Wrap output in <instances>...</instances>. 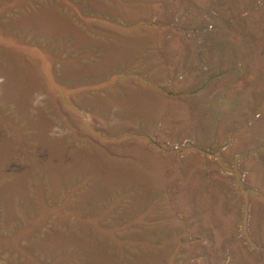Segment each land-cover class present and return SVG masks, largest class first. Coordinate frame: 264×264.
<instances>
[{
    "label": "rangeland",
    "instance_id": "374dc122",
    "mask_svg": "<svg viewBox=\"0 0 264 264\" xmlns=\"http://www.w3.org/2000/svg\"><path fill=\"white\" fill-rule=\"evenodd\" d=\"M6 180L0 264H264V0H0Z\"/></svg>",
    "mask_w": 264,
    "mask_h": 264
},
{
    "label": "trees",
    "instance_id": "16d2710c",
    "mask_svg": "<svg viewBox=\"0 0 264 264\" xmlns=\"http://www.w3.org/2000/svg\"><path fill=\"white\" fill-rule=\"evenodd\" d=\"M34 150H35V148H34ZM65 150L66 149L63 148V146H62V148H61V146L59 147V149L55 153L56 157H58V160H61V158L63 156H65V155H67V154L70 155L69 154V149L67 148V150L66 151ZM31 154L32 153L28 152L26 155L30 156ZM70 162H71V159H70ZM63 163H65V161ZM64 169L65 168H61V169L56 170V171H59V174H61L60 171H62V173H64ZM53 172H55V171H53ZM64 176H66V174H64ZM18 180L15 177L12 182H17ZM52 180L54 181L55 185L58 186V184L55 181V179L53 178ZM58 181L60 182L59 178H58ZM9 183L10 182L6 180V181L3 182L2 185H0V195H1V199H2L3 202H8V199L11 197V195H14L13 192H15L16 190H17L16 192H18V193H21L22 190H24L23 193L27 192V194L25 193L26 194V197H25L26 199H31V198L35 199L33 195H32L33 196L32 197L30 195V193H28L27 187L25 185H22V187H21L18 184H13L16 187L15 191L14 190L13 191L7 190ZM23 186H25L26 188L23 187ZM100 196H101V198L105 197V195H100ZM100 196L93 197V198H94V200L100 199ZM43 198H41V200H39V201H40L41 206L43 205L45 207H41L40 206V212H41L42 209L44 210L46 208V209L49 210V213H51V214L56 213L55 212V208L56 207L55 206L50 207L47 204H44ZM31 202H33V201H31ZM9 206H11V209L14 208V206H12L11 204ZM80 210H83V209L80 208ZM80 210L73 208V211L74 212L76 211L77 214H78V212H80ZM13 211H14V209H13ZM108 211H109L108 208H102L100 210V212L104 213V214H99L100 213L99 212V213H97L99 215H96V214L94 215L88 209V212L86 211L85 215L82 218L83 219L82 220V222H83L82 228L85 229V232L83 231L81 236L80 235L79 236L76 235L74 232H69L68 233V231H66V230L63 231V235L66 238V240H64L62 242L63 243L62 245H64V252L66 251L65 254H67V256H68V253L70 255L71 254L70 252H72V254H74L77 257L78 262L76 261L77 262L76 264H80V262H82L81 264H91L93 260H96L98 262V264H103L102 259L100 258V256H98L97 253H95L96 252L95 250L97 249V246L95 245L96 244L95 243L96 238H94V232L100 233L102 235V238H103L102 240H106L107 242L109 241L111 247H113L114 249H116L118 247H119L118 249H120L119 242H117L116 240H113L111 237L107 236V233H106L107 232V227H106V225L104 223H101L106 218V216L108 214ZM66 215L67 214H65V216ZM78 217H80V215H78ZM94 219H95V222L97 223V225H95L96 223L95 224L94 223H90ZM32 221H33V219L32 220L30 219L29 223H31ZM85 223H87V224H85ZM30 229L35 231V226H33V227L30 226ZM66 246L71 247L70 248L71 249L70 252L68 251V248H66ZM103 253L106 256L109 255L106 250H104ZM123 254H124V252H123ZM67 256H66V258L63 259V261H68L67 260ZM119 256H120L119 259H118L119 262L117 264H125L124 263V259L122 260V257H121L122 253ZM80 260H82V261H80Z\"/></svg>",
    "mask_w": 264,
    "mask_h": 264
}]
</instances>
